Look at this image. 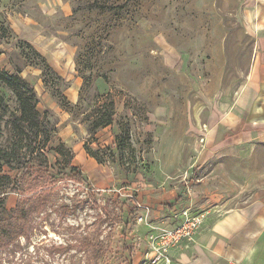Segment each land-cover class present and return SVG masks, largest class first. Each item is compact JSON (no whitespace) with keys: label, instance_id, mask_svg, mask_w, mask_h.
I'll return each instance as SVG.
<instances>
[{"label":"rangeland","instance_id":"rangeland-1","mask_svg":"<svg viewBox=\"0 0 264 264\" xmlns=\"http://www.w3.org/2000/svg\"><path fill=\"white\" fill-rule=\"evenodd\" d=\"M262 3L0 0V67L20 71L37 110L55 124L47 174L4 168L23 177L18 187L0 183V197L7 210L24 202L28 237L3 238L0 264H133L143 213L121 200L134 196L129 187L180 179V156L193 147L190 121L199 105L224 100L239 85ZM0 91L15 109L12 93ZM108 112L111 125L92 132ZM64 142L96 156L95 180L78 168L81 180L50 150ZM248 162L244 176L237 165L228 172L249 177L245 196L264 185V147Z\"/></svg>","mask_w":264,"mask_h":264},{"label":"crops","instance_id":"crops-1","mask_svg":"<svg viewBox=\"0 0 264 264\" xmlns=\"http://www.w3.org/2000/svg\"><path fill=\"white\" fill-rule=\"evenodd\" d=\"M259 5V27L252 28L254 48L247 70L232 96L226 91L224 100L199 105L190 121L193 147L182 152L176 168L180 179L129 187L134 200H121L136 213L141 211L137 204L149 208L155 225L186 207L205 214L191 247L173 252L175 264H264V185L245 196L249 177L237 180L228 173L237 165L244 176L243 164L264 147V4L261 10ZM64 143L72 151L73 166L95 180L99 165L83 145ZM141 226L137 237L145 232ZM134 248L133 264H142L145 242L139 240Z\"/></svg>","mask_w":264,"mask_h":264},{"label":"trees","instance_id":"trees-1","mask_svg":"<svg viewBox=\"0 0 264 264\" xmlns=\"http://www.w3.org/2000/svg\"><path fill=\"white\" fill-rule=\"evenodd\" d=\"M6 36V28L0 22V44ZM0 88L8 89L16 102V108L11 109L4 95L0 91V183L5 186L9 181L17 185L22 182V176L12 178L4 173V168L9 171L22 170L24 173L47 174L48 159L45 149L55 132V124L47 119V112L40 113L37 110V95L35 89L20 76V71L8 73L0 67ZM65 100V98L63 97ZM112 113L108 112L99 117L91 127L92 132L111 125ZM8 134V141L3 143L4 135ZM86 153L92 158L87 148ZM61 157H66L65 164L70 172H77L82 178L81 172L72 166L73 154L65 144L60 143L57 147L51 148ZM58 163V162H57ZM6 198L0 197V243L7 235L19 237L27 236L26 222L27 214L24 209V202L18 201L14 208L7 210L5 207ZM37 211V210H36Z\"/></svg>","mask_w":264,"mask_h":264},{"label":"built area","instance_id":"built-area-1","mask_svg":"<svg viewBox=\"0 0 264 264\" xmlns=\"http://www.w3.org/2000/svg\"><path fill=\"white\" fill-rule=\"evenodd\" d=\"M128 197L134 200L132 194ZM137 206L143 214L136 218V223L148 229L146 234L138 237L145 242L144 264H175L173 252L188 250L205 221L204 213L186 207L175 210L168 220L155 225L149 218L150 209L139 204Z\"/></svg>","mask_w":264,"mask_h":264}]
</instances>
